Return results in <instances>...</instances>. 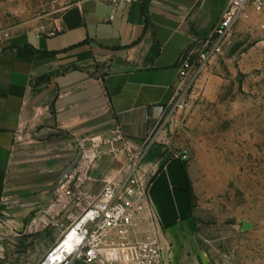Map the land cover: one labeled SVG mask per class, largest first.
Returning <instances> with one entry per match:
<instances>
[{"label":"crops","instance_id":"0c3cea01","mask_svg":"<svg viewBox=\"0 0 264 264\" xmlns=\"http://www.w3.org/2000/svg\"><path fill=\"white\" fill-rule=\"evenodd\" d=\"M227 7L228 0H85L63 13L54 34L0 42V207L12 197L29 210L40 207L48 190L43 173L63 171L74 160L73 154L53 162L41 156L17 169L24 133L89 141L113 130L135 150L146 145L150 155V138L163 143L164 130H157L179 86L181 56ZM177 156L167 160L162 152L147 161L150 194L172 264H201L190 244L193 174ZM59 235L57 227L55 243Z\"/></svg>","mask_w":264,"mask_h":264},{"label":"rangeland","instance_id":"374dc122","mask_svg":"<svg viewBox=\"0 0 264 264\" xmlns=\"http://www.w3.org/2000/svg\"><path fill=\"white\" fill-rule=\"evenodd\" d=\"M83 1L0 0V42L23 33L54 34L63 13ZM186 105L160 125L163 143L150 138V155L146 145L135 150L113 130L89 141L47 130L24 133L17 169L38 163L41 156L53 162L73 154L74 160L63 171L43 173L48 190L40 207L29 210L13 197L0 207V264L44 259L63 216L60 204L52 207L60 198L58 188L85 157L93 161L86 190L94 191L114 179H128L138 158L141 174L151 183L146 163L162 152L167 160L188 156L193 174L190 244L201 264H264V14L253 8L240 13L207 68L193 75ZM14 210L20 212L8 214Z\"/></svg>","mask_w":264,"mask_h":264},{"label":"built area","instance_id":"2783aa9c","mask_svg":"<svg viewBox=\"0 0 264 264\" xmlns=\"http://www.w3.org/2000/svg\"><path fill=\"white\" fill-rule=\"evenodd\" d=\"M249 8L264 14V0H228L212 31L181 56L179 86L165 117L187 106L193 75L207 68L240 13ZM177 158L188 161L186 155ZM138 159L128 179H114L98 193L86 190L93 164L89 157L68 172L57 191L60 198L52 206L60 204L63 213L57 225L60 235L39 264H172V249Z\"/></svg>","mask_w":264,"mask_h":264}]
</instances>
